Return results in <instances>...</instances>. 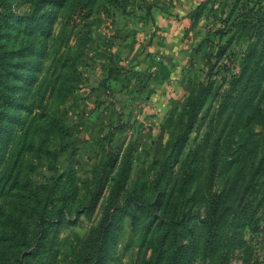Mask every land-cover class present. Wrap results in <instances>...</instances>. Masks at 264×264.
Here are the masks:
<instances>
[{"label": "rangeland", "instance_id": "obj_1", "mask_svg": "<svg viewBox=\"0 0 264 264\" xmlns=\"http://www.w3.org/2000/svg\"><path fill=\"white\" fill-rule=\"evenodd\" d=\"M251 8L264 20V0H0V52L25 62L1 116L0 264H264Z\"/></svg>", "mask_w": 264, "mask_h": 264}, {"label": "trees", "instance_id": "obj_2", "mask_svg": "<svg viewBox=\"0 0 264 264\" xmlns=\"http://www.w3.org/2000/svg\"><path fill=\"white\" fill-rule=\"evenodd\" d=\"M247 12H250V15L246 16L241 20L245 27L254 31L258 38L261 40L264 39V20L262 19L263 11L261 9L255 10L254 8L249 9ZM21 51L10 52V57L3 52H0V128L2 126V118L1 116L5 112V106L7 105V101L10 100V104L12 103V92L14 91L15 85L14 81L19 79L22 74L20 72V66H24L25 62H21L22 56L20 55ZM7 71H10V77L7 75ZM10 82V94L7 96V88ZM6 103V104H5ZM191 116V122L193 121ZM98 186H96L97 189ZM92 192L91 197L89 199L90 205L95 201V191ZM216 215V214H215ZM225 214L220 211L212 220H210V225H216L221 223L224 220ZM169 264H179L178 256L172 260Z\"/></svg>", "mask_w": 264, "mask_h": 264}]
</instances>
